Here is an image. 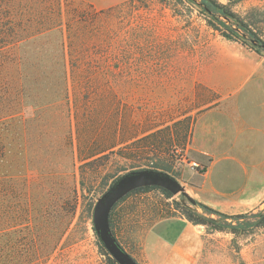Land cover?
Here are the masks:
<instances>
[{
	"label": "rangeland",
	"instance_id": "obj_1",
	"mask_svg": "<svg viewBox=\"0 0 264 264\" xmlns=\"http://www.w3.org/2000/svg\"><path fill=\"white\" fill-rule=\"evenodd\" d=\"M216 1L230 4L240 16L253 8L260 10L253 14L257 20L254 28L264 35V23H260L264 19V0ZM27 2V7L22 3L15 10L0 4V20L14 13L23 18L32 16L31 4L37 7L39 13L34 16L40 20L30 17L26 30L61 24L62 35L51 40V47L55 50L59 39L66 45L69 94L68 99L56 102L49 99L52 93L44 99L46 95L40 92V105L53 103L40 109V135L50 136L49 151L60 148L62 152L61 139L70 123L76 158L74 176L84 181V190L79 191L83 196L61 240L57 246L51 245L54 250L47 259L40 252V264H106L92 230L94 207L89 210L118 177L131 171H160L173 177L192 198L184 184L186 172L194 171L175 157L174 150L185 148L191 123V117L186 115L204 101L199 87L191 83L196 68L210 45L224 39L208 27L195 4L184 0ZM242 46L251 49L248 43ZM251 50L264 59V49ZM54 58L55 54H50L47 65ZM31 114L27 108L23 116ZM112 146L114 149L92 166L81 164L80 158L91 151ZM63 154L40 155L41 182V170L48 165L54 169V176L68 169L63 166L67 165ZM35 177L28 175L29 180ZM182 199L179 195L166 198L158 190H145L127 196L112 209L111 232L136 264H264V229L234 237L209 233L198 226L202 239L190 252L192 256L180 259L172 255L154 233V226L177 212L176 204H182Z\"/></svg>",
	"mask_w": 264,
	"mask_h": 264
},
{
	"label": "trees",
	"instance_id": "obj_2",
	"mask_svg": "<svg viewBox=\"0 0 264 264\" xmlns=\"http://www.w3.org/2000/svg\"><path fill=\"white\" fill-rule=\"evenodd\" d=\"M27 1H22L26 7ZM184 1L195 4L208 27L224 40L241 45L248 43L251 49H264V35L254 28L257 20L253 14L260 10L253 8L250 13L240 16L231 10L230 4L223 5L216 0ZM22 3L21 0L0 1L8 10L9 6H13L14 10L22 7ZM36 4L40 10V4ZM30 10V17L40 20L39 16H34L39 13L37 7L30 4ZM23 17L14 13L0 20L3 23V27H0V264H40V252L47 259L76 211L83 196L79 191L82 193L84 190L83 179L79 181L74 176L76 158L70 123L61 139L62 152L60 148L49 151L50 136L40 135V109L53 104L40 105V92L46 95L44 99H48V93H52L49 99L56 102L68 99L69 94L66 45L63 39H59L55 50L51 47V40H56V35H62L61 24L54 23L50 28L44 26L40 30L28 31L24 26L31 23V18ZM260 23H264V19ZM5 25L7 29H4ZM52 53L55 58L47 65L48 56ZM27 108L32 114L25 118L23 113ZM113 149L114 146L93 150L83 159L80 158V162L85 167L92 166ZM60 153H64L62 159L67 165L63 166L68 169L54 176V169L48 165V168L41 170L44 175L41 182L40 155L55 157ZM30 174L36 177L29 180ZM145 190H158L166 198L172 197L163 189L142 187L120 201ZM93 207L94 204L89 212ZM175 210L187 222L202 226L209 233H227L237 237L264 229V209L231 216L195 201L194 206L177 203ZM198 210H201V214ZM92 230L106 264H116L102 247L93 227Z\"/></svg>",
	"mask_w": 264,
	"mask_h": 264
},
{
	"label": "crops",
	"instance_id": "obj_3",
	"mask_svg": "<svg viewBox=\"0 0 264 264\" xmlns=\"http://www.w3.org/2000/svg\"><path fill=\"white\" fill-rule=\"evenodd\" d=\"M191 83L204 101L186 115L187 159L200 166L186 172L187 192L226 215L263 209L264 59L237 42L216 41ZM154 233L180 259H189L202 239L177 212L157 222Z\"/></svg>",
	"mask_w": 264,
	"mask_h": 264
},
{
	"label": "water",
	"instance_id": "obj_4",
	"mask_svg": "<svg viewBox=\"0 0 264 264\" xmlns=\"http://www.w3.org/2000/svg\"><path fill=\"white\" fill-rule=\"evenodd\" d=\"M142 187H157L169 192L172 196L179 195L182 204L192 206L195 201L170 175L155 170H138L128 172L118 177L108 190L97 200L93 210V228L104 250L116 264H136L134 260L121 248L114 238L110 225L109 215L123 197Z\"/></svg>",
	"mask_w": 264,
	"mask_h": 264
},
{
	"label": "built area",
	"instance_id": "obj_5",
	"mask_svg": "<svg viewBox=\"0 0 264 264\" xmlns=\"http://www.w3.org/2000/svg\"><path fill=\"white\" fill-rule=\"evenodd\" d=\"M174 155L175 157H177V159L181 162V163H185L187 164V166L189 167L190 170L197 172L200 169V166L194 162H189L187 159V155H186V149H179L176 148L174 150Z\"/></svg>",
	"mask_w": 264,
	"mask_h": 264
}]
</instances>
